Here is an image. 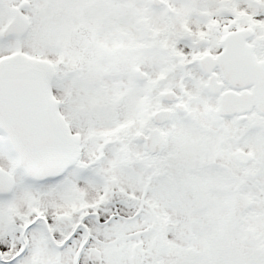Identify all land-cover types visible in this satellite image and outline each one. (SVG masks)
<instances>
[{
    "label": "snow or ice",
    "instance_id": "snow-or-ice-1",
    "mask_svg": "<svg viewBox=\"0 0 264 264\" xmlns=\"http://www.w3.org/2000/svg\"><path fill=\"white\" fill-rule=\"evenodd\" d=\"M0 264H264V0H0Z\"/></svg>",
    "mask_w": 264,
    "mask_h": 264
}]
</instances>
